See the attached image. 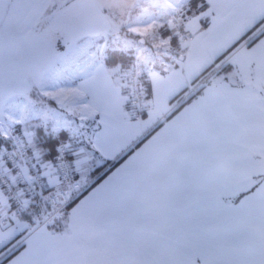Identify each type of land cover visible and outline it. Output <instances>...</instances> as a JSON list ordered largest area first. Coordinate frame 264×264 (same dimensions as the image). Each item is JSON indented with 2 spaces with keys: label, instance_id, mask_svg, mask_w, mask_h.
Masks as SVG:
<instances>
[{
  "label": "snow or ice",
  "instance_id": "6c2138e0",
  "mask_svg": "<svg viewBox=\"0 0 264 264\" xmlns=\"http://www.w3.org/2000/svg\"><path fill=\"white\" fill-rule=\"evenodd\" d=\"M118 27L110 0H0V264H264V185L198 172L176 124L143 134Z\"/></svg>",
  "mask_w": 264,
  "mask_h": 264
},
{
  "label": "crops",
  "instance_id": "0c3cea01",
  "mask_svg": "<svg viewBox=\"0 0 264 264\" xmlns=\"http://www.w3.org/2000/svg\"><path fill=\"white\" fill-rule=\"evenodd\" d=\"M242 1L247 5L249 0ZM211 11L207 3L189 24L182 23L194 38L184 46L183 60L174 66L189 89L172 103L160 99L158 85L163 78L151 72L149 78L142 79L147 84L148 108L136 120H151L143 130L144 135L152 131L148 139L176 124L172 143L178 154L210 180L230 185H264V23L243 43H237L230 58L219 64L221 68L229 67L226 73L220 75L218 70L212 83L196 88L202 71L214 63L205 50V34H199L205 30V18L209 21L218 17L209 19ZM220 23L221 19L214 27ZM204 56L208 59L197 60ZM131 66L137 67L129 64L118 72L124 96L123 76Z\"/></svg>",
  "mask_w": 264,
  "mask_h": 264
},
{
  "label": "rangeland",
  "instance_id": "374dc122",
  "mask_svg": "<svg viewBox=\"0 0 264 264\" xmlns=\"http://www.w3.org/2000/svg\"><path fill=\"white\" fill-rule=\"evenodd\" d=\"M253 1L249 0L244 5L242 0H110L115 23L119 27L106 36V42L102 40L100 43L105 49L127 51L130 56L127 61L115 64L119 71L134 63L142 79L149 78L151 72L161 74L159 97L172 103L189 89L188 85H183L177 66H174L183 60L184 46L190 43L183 46L179 43V28L190 30L182 23L189 24L188 21L197 15L195 8L203 2L215 11L214 14L211 11L209 19L218 16L209 21L205 18L202 21L205 30L199 33L201 36L205 34V50L214 60L210 67L202 71L199 80H204L202 85L212 83L217 77L213 75L216 71L220 70V75L228 71L229 67L221 68L220 63L230 58L237 43H243L263 25L264 22L253 24L251 21L256 11L252 7ZM219 19L221 23L214 27ZM173 22L178 27L173 26ZM207 56L197 60H206Z\"/></svg>",
  "mask_w": 264,
  "mask_h": 264
},
{
  "label": "built area",
  "instance_id": "2783aa9c",
  "mask_svg": "<svg viewBox=\"0 0 264 264\" xmlns=\"http://www.w3.org/2000/svg\"><path fill=\"white\" fill-rule=\"evenodd\" d=\"M173 26H177L175 22H173ZM177 36L179 38V43L182 45L191 42L194 38L193 33L185 28H179ZM123 80L126 88L125 97H127L128 111L131 112L136 119H139L148 108L146 86L135 66H131L126 70ZM203 81L204 80H199L197 86L200 84L202 85Z\"/></svg>",
  "mask_w": 264,
  "mask_h": 264
},
{
  "label": "trees",
  "instance_id": "16d2710c",
  "mask_svg": "<svg viewBox=\"0 0 264 264\" xmlns=\"http://www.w3.org/2000/svg\"><path fill=\"white\" fill-rule=\"evenodd\" d=\"M205 8H206V4H205V2H203V4H201V5H199V6H197L195 8L196 9V14H198L200 11L204 10ZM106 55L110 59V62L113 63V64H117L118 62H124L125 63L127 61V59L130 57L128 55L127 51L120 50V49H117V48H108V49H106ZM151 132H149V134ZM149 134H146L145 136L147 137Z\"/></svg>",
  "mask_w": 264,
  "mask_h": 264
}]
</instances>
